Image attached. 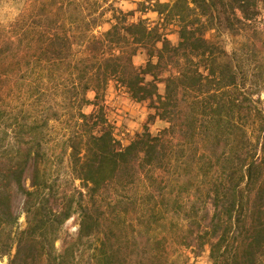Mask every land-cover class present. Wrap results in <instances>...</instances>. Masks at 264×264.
Segmentation results:
<instances>
[{"label":"trees","instance_id":"trees-1","mask_svg":"<svg viewBox=\"0 0 264 264\" xmlns=\"http://www.w3.org/2000/svg\"><path fill=\"white\" fill-rule=\"evenodd\" d=\"M118 1L25 0L0 22L1 255L7 264H169L184 242L194 255L208 246L212 264H264V0L130 11ZM148 10L153 24L132 20ZM211 31L235 46L215 49ZM110 81L168 125L123 145L100 105ZM63 163L60 182L53 168ZM122 204L136 214L129 227L152 232L138 263L107 217ZM75 216V236L57 248Z\"/></svg>","mask_w":264,"mask_h":264},{"label":"rangeland","instance_id":"rangeland-1","mask_svg":"<svg viewBox=\"0 0 264 264\" xmlns=\"http://www.w3.org/2000/svg\"><path fill=\"white\" fill-rule=\"evenodd\" d=\"M25 0H0V22L6 24L7 22L14 19L19 13L25 9ZM160 1L167 2L170 0H120L117 2V6L123 11L136 10L140 8L141 2L145 5L148 2ZM139 17L147 18L148 21L153 24L157 21V14L153 11H146L144 14L136 12L132 17V20L136 21ZM167 38L175 44L178 40L177 33L175 31V26L173 23H169L165 29ZM209 35H212V41L215 44V49H221L225 51H230L234 45L230 38L222 36L221 34L211 31ZM236 42V41H235ZM257 46L261 43L258 41ZM136 65L144 63L145 56L139 54L133 59ZM159 92H163V85H159ZM94 92L90 91L87 93L89 99H93ZM100 105L108 119V121L113 125V132L115 137L123 144H128L136 133L141 132L144 127H147L152 134H157L161 129L168 125L167 122L159 118H151L154 110L149 108V101L136 102L130 98V96L121 87H117L113 81H110L105 90L103 99L100 101ZM93 109L92 105L85 106L83 111L89 113ZM58 129L60 126L55 124ZM54 172L57 170L60 174V182H65L68 180V170L65 164L54 165ZM70 180V179H69ZM78 182L76 181L75 184ZM26 184H29V180H26ZM64 187L70 185V181L63 183ZM129 196V195H128ZM105 200H113L114 194L111 190L104 193ZM22 198L19 197L14 203L15 215L18 217L15 228L19 230L23 229L26 225L27 215L23 211ZM127 207V208H126ZM126 209V211H125ZM109 216V217H108ZM121 217V218H118ZM107 217L110 218L111 222H114V230L116 232H123L129 237V255L133 261L137 263L143 260L148 254L149 249V237L152 232H146L142 229L140 225L134 224L133 226H128L127 222H132L136 217L133 211L132 205L122 204L118 209L112 210L110 207L107 210ZM176 219V217H174ZM110 222V225H111ZM77 230V217H72L68 219L59 229L58 237L59 239L55 242L57 248L60 247L61 239L67 238L68 236H75ZM8 257L6 255H1L0 253V264H7ZM169 264H212L209 258L208 246H205L199 251L197 255H194L192 249L186 247V245L181 244L176 246L175 254L173 258L169 261Z\"/></svg>","mask_w":264,"mask_h":264}]
</instances>
